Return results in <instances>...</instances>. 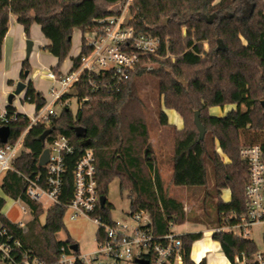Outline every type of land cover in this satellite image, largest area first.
<instances>
[{"label": "trees", "instance_id": "1", "mask_svg": "<svg viewBox=\"0 0 264 264\" xmlns=\"http://www.w3.org/2000/svg\"><path fill=\"white\" fill-rule=\"evenodd\" d=\"M123 1L0 0V60L11 16H15L28 37L33 24L41 26L50 41L44 50L59 59L52 70L60 75L61 66L72 49L75 29L83 33L93 30L96 19L115 14ZM131 13V24L137 33L161 39L162 57L145 58L128 80L98 91L93 92L85 77L81 78L76 83L78 96L89 100L83 102L76 114L65 106L60 115L33 125L21 153L13 161L15 170L8 171L1 182L0 225L45 264H56L61 248L74 244L71 239H58V234L65 229V205L73 196V169L87 149H92L96 156L100 196L108 198L110 184L118 179L121 190L130 196L131 209L148 211L159 232H165L170 221L176 224L211 221L223 225L232 214L245 213L249 174L240 151L256 144L264 151V0H134ZM206 40L208 50L202 44ZM82 44L81 54L73 58V69L79 68L81 57L91 50L85 39ZM167 50L177 56L175 61L166 57ZM149 62L157 65L147 72L145 64ZM26 71H31L29 60L23 62V81L27 78ZM146 73L156 78L164 107L175 110L184 120L182 129L170 124L159 102L157 113L161 125L173 131V139L171 149L158 154L150 141L144 115L146 107L137 83ZM71 97L66 94L64 99ZM25 101L35 104L37 111L47 104L43 93L32 82L28 84ZM229 104L237 107L225 116L209 112L214 106ZM7 110L17 112L12 105ZM196 111H200L206 128L203 139L194 121ZM29 121V116L17 112L16 118L7 124L11 129L9 144L20 138ZM3 125L0 121V127ZM76 127L86 130L89 145L83 144L84 139L76 135ZM52 128V134L42 140L43 133ZM58 134L72 140L75 152L66 158L68 171L60 203L45 210L43 205L27 197L21 174L45 175V167L39 160L47 143ZM216 140L228 161L218 153ZM3 146L0 141V148ZM167 162L171 168L169 184L162 175ZM170 185L204 188V200L211 210L186 213L182 201L169 193ZM224 189L231 190L230 202L221 197ZM20 197L34 211L26 231L3 212L6 198ZM112 210L113 205L107 201L100 212L111 220ZM202 237V232L181 235L185 264H207L205 259L195 262L191 257L193 244ZM213 239L221 244L232 264H240L236 257H245L248 264H257L252 260L259 248L253 239L227 232H216Z\"/></svg>", "mask_w": 264, "mask_h": 264}, {"label": "built area", "instance_id": "2", "mask_svg": "<svg viewBox=\"0 0 264 264\" xmlns=\"http://www.w3.org/2000/svg\"><path fill=\"white\" fill-rule=\"evenodd\" d=\"M134 0H124L115 14L96 19V27L82 32L90 52L81 57L79 68L57 75L48 70V77L54 82L47 104L32 116L20 138L14 143L0 148V180L2 182L8 171L15 170L14 159L21 153L23 142L31 127L38 122L48 121L50 116L60 115L55 106H69L71 98L64 99L72 88L76 89L78 110L89 97L78 96L76 83L85 77L91 90L98 91L128 80L145 58L162 57L159 37L137 33L131 24L133 15L131 8ZM167 39V49H168ZM83 47V44H82ZM81 47V51H82ZM170 52L167 50L168 57ZM81 52L79 53V55ZM78 55V56H79ZM98 77L101 80L97 79ZM17 112L9 113L7 107L0 109V121L7 125L16 118ZM49 160L45 167V175H23L25 194L33 202L49 204L48 207L60 203L65 178L67 175L66 158L74 154L75 146L65 134H58L47 147ZM240 155L248 166V182L245 188V213L232 214L230 220L214 229L216 232H227L239 237L249 238L253 228L264 226V151L261 145L245 146ZM73 196L65 205L69 217L73 220L85 217L98 226L97 249L88 254L74 250L72 246L61 248L56 264H185L181 235L175 229V222L170 221L165 232H159L153 216L146 210H130L125 220H111L100 212L104 209L100 204V194L96 176V156L92 149H87L77 161L73 169ZM24 217L15 222L27 230V224L33 220L34 211L20 197ZM113 211V210H112ZM264 243V235H263ZM264 245V244H263ZM254 263L264 264V248L254 255ZM236 262L248 264L247 258L236 257ZM0 264H45L32 254L19 240L14 239L8 230L0 225Z\"/></svg>", "mask_w": 264, "mask_h": 264}, {"label": "rangeland", "instance_id": "3", "mask_svg": "<svg viewBox=\"0 0 264 264\" xmlns=\"http://www.w3.org/2000/svg\"><path fill=\"white\" fill-rule=\"evenodd\" d=\"M80 31L79 29H75L72 39V49L73 57H68L65 60V63L62 65L63 73L69 72L70 68L69 64L73 58L79 55V50L77 49L78 39H79ZM77 44V45H76ZM204 45V49H209V41L206 40L202 43ZM170 55L167 58L176 60L177 56L169 53ZM70 62V63H69ZM69 63V64H68ZM156 63L149 62L145 64L147 72L151 71L154 67H156ZM137 83L140 90V95L143 99L146 109L145 111V119L149 128L150 141L155 147V153L164 152L171 149L172 139H173V131L170 128L163 127L161 125V121L159 119L157 110L158 104L161 102L163 109L164 104L162 97L159 95L157 80L154 76L149 73L143 74L137 79ZM71 101L69 102V107L73 111L74 114L78 112V100L76 96L75 90L71 89L70 91ZM48 97V93L46 94ZM23 103L27 104L29 102L25 101V95H20ZM30 105V104H28ZM235 105V104H233ZM57 112L62 111V106L58 104L55 107ZM211 109V108H210ZM209 109V112H210ZM211 114V113H210ZM217 151L227 161V157L223 153L220 148L219 141L215 142ZM170 165L165 163L163 165V179L165 183L169 184L170 181ZM221 195L222 199H224V195L226 194L225 189L222 191ZM1 190V180H0V194ZM169 193L182 201L184 205V210L186 213H196L201 214L204 210L210 211L211 207L205 202V189L204 188H185V187H175L169 186ZM3 194V193H2ZM7 202L4 207V212L7 217L16 222L24 217L22 212L21 204L11 198H6ZM108 202L113 205L112 215L116 220H125L127 218V214L131 210V199L127 191H122L120 188V183L118 179L112 181L109 186V194H108ZM44 209L46 210L49 204H42ZM42 222L45 221V214L41 217ZM65 229H63L58 234V239L66 241L71 239L74 243H77L79 246V252L82 254H88L97 249L96 237L98 226L88 218L80 217L78 219H71L68 214L65 216ZM222 226V224H218L216 222L204 221L203 223L186 221L183 224H175V231L179 234L186 233H203V237L200 239V242L194 245L193 247V258L198 259L199 255H205L207 264H228V261L223 256H220L221 251L216 248L213 244V237L210 234L212 231L218 227ZM263 235H264V226H256L253 228L249 238L253 239L259 249L264 248L263 243Z\"/></svg>", "mask_w": 264, "mask_h": 264}, {"label": "crops", "instance_id": "4", "mask_svg": "<svg viewBox=\"0 0 264 264\" xmlns=\"http://www.w3.org/2000/svg\"><path fill=\"white\" fill-rule=\"evenodd\" d=\"M79 31V39L78 42H76L78 43V45H76L80 53L82 47V32L81 30ZM28 39H31L34 42V46L32 49L31 56L28 59L31 65V71L29 72L27 80L32 82L35 88L39 92L43 93L45 98H47V93L48 95H50V89L52 85H54V82L48 77L47 72L48 70H52L53 67L58 65L59 59L44 50V47L48 46L50 41L43 34L42 28L39 24L35 23L32 25L30 37H28L25 32L24 26L17 22V18L15 16H11L9 29L3 43V56L0 60V109H4L8 107V105H12L13 107H15L17 112L25 114L27 116H32L37 111L36 105L32 103L24 104L22 98H20V95L14 98L12 104L8 103L10 94L15 90L18 81L21 80L23 62L26 60V43ZM72 55L73 51L70 52L69 57H73ZM72 65L73 61L71 60L69 67H72ZM62 71L63 69L61 68V72ZM72 89L77 92L75 88ZM21 95H26V91H24ZM236 107L237 106L233 104L226 105L225 107L214 106L210 109V113L211 115L221 117L225 116L229 111L235 109ZM164 110L168 116L170 124L175 125L178 129H182L184 127V120L179 113H177L173 109L164 108ZM225 191L226 194L224 195V199L226 200V202H230L232 199L231 190L225 189ZM210 234L213 237V234L211 232ZM198 242H200V240H197L193 244V247ZM213 244L216 246V248L221 251L220 256L226 258L228 264H232L227 258V256L224 254L221 244L216 240L213 241ZM193 247L191 254L192 259L195 262H200L202 259L206 260L204 254H202V256L199 255L197 260L194 259Z\"/></svg>", "mask_w": 264, "mask_h": 264}, {"label": "water", "instance_id": "5", "mask_svg": "<svg viewBox=\"0 0 264 264\" xmlns=\"http://www.w3.org/2000/svg\"><path fill=\"white\" fill-rule=\"evenodd\" d=\"M33 46H34V42L31 39H28L27 43H26V60H28L30 58ZM25 75L27 77L26 80L25 81H23V80L18 81L15 90L10 94V97L8 99L9 104L13 103V100L16 96H19L24 91H27V87H28V84L30 82L27 80L28 76H29V71H26ZM262 106L264 108V100L262 101ZM194 121H195V124L199 130L200 138L203 139L205 137V134H206V128L201 121L200 111L195 112ZM53 130H54V128L46 130L41 137L42 140H45L48 135L52 134ZM10 133H11V129L8 125H3L2 127H0V141H1V143L6 144L8 142L9 137H10ZM75 133L78 137H81L84 139L83 144H85V145L90 144V141L88 139H86V130L84 128L76 127ZM48 160H49V149L45 148L41 157H40L39 164L41 166H44L47 164ZM107 201H108V198L106 196L100 197V204L102 207L106 206ZM72 247L74 250L79 249V246L77 243H74L72 245Z\"/></svg>", "mask_w": 264, "mask_h": 264}]
</instances>
